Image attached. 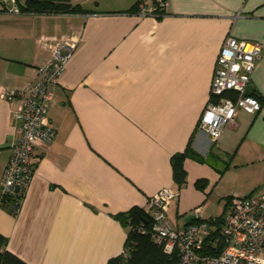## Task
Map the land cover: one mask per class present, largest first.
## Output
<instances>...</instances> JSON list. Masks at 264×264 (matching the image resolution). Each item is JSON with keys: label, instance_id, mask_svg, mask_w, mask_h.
<instances>
[{"label": "crops", "instance_id": "1", "mask_svg": "<svg viewBox=\"0 0 264 264\" xmlns=\"http://www.w3.org/2000/svg\"><path fill=\"white\" fill-rule=\"evenodd\" d=\"M135 2L0 11V88L37 80L50 53L43 38L78 41L51 86L55 137L35 147L18 213L0 206L5 249L27 264H107L129 229L118 215L145 209L163 186L177 193L166 216L178 227L194 221L197 206L219 226L232 195L264 193V0H167L160 16H140ZM226 36L262 45L248 87L260 108L239 109L213 140L197 123ZM16 105L0 97V178L19 137ZM186 150L177 184L171 157Z\"/></svg>", "mask_w": 264, "mask_h": 264}, {"label": "built area", "instance_id": "2", "mask_svg": "<svg viewBox=\"0 0 264 264\" xmlns=\"http://www.w3.org/2000/svg\"><path fill=\"white\" fill-rule=\"evenodd\" d=\"M22 4V0H0V11L18 14ZM135 4L140 16H160L167 0H136ZM41 42L50 53L38 67L37 80L21 87L0 88V97L7 103L17 101L12 115L19 122V137L11 145L0 178V206H8L14 215L20 210L34 173L35 147H47L55 137L56 129L48 116L53 101L51 86L58 82L78 43L70 37L43 38ZM261 49L257 41L233 36L223 40L214 64L210 95L197 123V129L213 140L234 122L239 109L249 113L259 110L260 102L248 87ZM176 195L169 187L159 188L144 209L149 226L139 227L164 253L174 255L176 264H264V193L232 195L229 211L216 227L202 218L200 206L192 209L193 222L181 227L171 225L166 212ZM210 249L219 250L212 254ZM121 254L126 257L127 250Z\"/></svg>", "mask_w": 264, "mask_h": 264}, {"label": "trees", "instance_id": "3", "mask_svg": "<svg viewBox=\"0 0 264 264\" xmlns=\"http://www.w3.org/2000/svg\"><path fill=\"white\" fill-rule=\"evenodd\" d=\"M21 10L24 12L51 13V12H76L83 11L78 4H72L71 0H22ZM136 9V4L132 6ZM250 94H254L249 91ZM257 97V96H256ZM258 98V97H257ZM260 102V101H259ZM188 155L187 150L175 153L171 157L173 177L177 184L185 179L183 159ZM9 212L8 206H3ZM121 222L128 225V233L124 244L127 256L122 254L108 260L107 264H176L174 255L164 253L160 246L155 244L148 233H141L139 227L147 228L150 224L148 214L144 209L132 207L125 213L118 215ZM218 220V219H217ZM219 221V220H218ZM209 240V239H207ZM206 240V241H207ZM7 239L0 234V264H27L21 258L5 249ZM219 249H210L209 253H217Z\"/></svg>", "mask_w": 264, "mask_h": 264}]
</instances>
